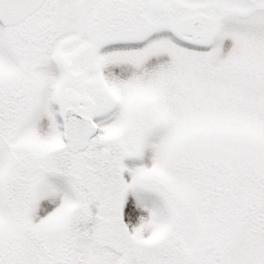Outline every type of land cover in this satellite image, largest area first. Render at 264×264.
Segmentation results:
<instances>
[{
    "label": "snow or ice",
    "instance_id": "1",
    "mask_svg": "<svg viewBox=\"0 0 264 264\" xmlns=\"http://www.w3.org/2000/svg\"><path fill=\"white\" fill-rule=\"evenodd\" d=\"M0 264H264V0H0Z\"/></svg>",
    "mask_w": 264,
    "mask_h": 264
}]
</instances>
